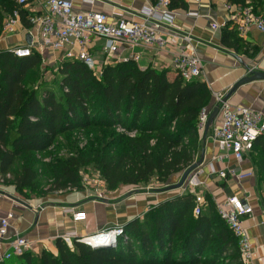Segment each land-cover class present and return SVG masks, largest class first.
I'll list each match as a JSON object with an SVG mask.
<instances>
[{
    "label": "trees",
    "instance_id": "1",
    "mask_svg": "<svg viewBox=\"0 0 264 264\" xmlns=\"http://www.w3.org/2000/svg\"><path fill=\"white\" fill-rule=\"evenodd\" d=\"M248 1L264 5V0ZM176 7L187 6L184 0H171L169 8ZM14 10L30 27L14 0H0V37L5 17ZM220 30L225 47L255 53L230 23ZM41 65L35 52L16 58L0 51L1 175L9 173L19 158L45 152L59 136L74 131L99 132L107 138L62 160L52 171L51 191L82 190L79 170L91 164L112 192L120 186H146L152 179L165 185L198 160L203 148L198 118L211 99L204 82L183 83L176 75L170 78L168 71L142 70L131 59L105 66L99 77L78 61H64L57 71V90H44L40 97L30 87L38 81ZM249 159L264 209V135L254 141ZM35 180L27 163L15 179L17 193L25 197ZM204 199L205 211L197 217L192 194L151 207L122 226L124 239L116 247L93 248L79 238L68 246L56 239V255L28 252L0 264H241L238 240L217 215L211 197L206 194Z\"/></svg>",
    "mask_w": 264,
    "mask_h": 264
},
{
    "label": "crops",
    "instance_id": "2",
    "mask_svg": "<svg viewBox=\"0 0 264 264\" xmlns=\"http://www.w3.org/2000/svg\"><path fill=\"white\" fill-rule=\"evenodd\" d=\"M46 0H28L23 11L31 13L39 12ZM76 12H93L107 15L108 21L123 19L129 22L140 23V13L149 8L153 0H71ZM186 9L176 7L174 24L182 32H187L192 37L190 48L203 63V76L200 81L204 82L211 92V99L206 110L209 112L216 107L214 93L221 94L232 107H244L260 113L264 118V78L253 80L252 73L264 75V33L254 29L250 30L242 41L247 43L252 50L244 54L242 49L225 47L220 41L221 30H213L212 24L222 26L226 20L224 5L227 0H184ZM28 29L23 22L17 26L16 33L0 39V51H6L14 44H26L29 36ZM171 38V37H169ZM240 38V37H239ZM105 40H99L90 47V51L96 59L102 60L101 47ZM185 44L178 42L175 46H168L159 50L156 45L148 48H136L134 53L140 56L137 63L142 70L151 68L157 71H168V76L173 78L175 74L170 69L174 54L179 48H185ZM130 50H120L121 61L129 59ZM61 53L45 54L43 64L47 66L59 65ZM59 59V60H58ZM112 65L115 63H111ZM246 79V80H245ZM245 80V81H243ZM237 85V86H236ZM236 86V87H234ZM220 114L217 113L212 121L207 136L200 134L202 138V151L204 154L202 167L204 174L200 179L205 187L201 190L203 197L208 194L213 203L223 200L226 196L235 195L239 198L248 196L247 201L253 207V214L244 219L243 226L246 230L251 247V264H264V209L256 194L255 177L237 184L234 180L221 181L208 176L209 164L218 169L237 166L238 169L252 170L255 167L249 159L240 165L231 158L225 162H213V157L218 154L217 146L210 139L212 128L219 123ZM197 160V161H198ZM180 175H175L169 180L174 184L180 180ZM2 186V187H1ZM125 194L119 191L109 192L105 189L104 198L94 199L87 197L84 190H69L67 192H54L42 200H24L14 186L0 184V217L12 213L8 238L0 242V253L9 249V244L15 234L36 243V253L41 250L49 251L56 255L55 241L65 237L70 238L68 246L72 245L74 238H82L104 232L116 227H122L127 222L141 218L151 207L171 199L179 194L178 190L137 192L128 189ZM264 196V193H263ZM72 210V211H71ZM86 213L84 222H74L73 212Z\"/></svg>",
    "mask_w": 264,
    "mask_h": 264
},
{
    "label": "built area",
    "instance_id": "3",
    "mask_svg": "<svg viewBox=\"0 0 264 264\" xmlns=\"http://www.w3.org/2000/svg\"><path fill=\"white\" fill-rule=\"evenodd\" d=\"M14 1L22 10L28 3V0ZM83 1L90 2V0ZM170 1L153 0V4L149 8L141 11V22L134 23L123 19L110 22L107 15L103 13L76 12L71 0H46L39 12L33 11L24 14L25 21L30 25L28 29L30 44L17 43L6 51L11 52L16 58L30 57L35 52L41 57L42 63L45 54L61 53L62 56L60 60L58 59V64L64 61H78L96 77H99L105 66L120 61L119 53L123 48L130 50L129 59L138 63L140 56L134 53L136 48H148L156 45L159 50H162L182 42L186 47L179 48L174 54L170 69L183 83L200 81L203 76V63L190 48L193 41L191 35L182 32L174 24L175 14L169 8ZM224 7L226 20L222 26L212 24L213 30L221 29L227 22L234 27L240 38H244L252 29L264 33V5L257 7L246 0L240 4L226 2ZM21 17L19 10H14L5 17L0 39L16 33V28L21 23ZM99 40H105V45L100 50L102 60L96 59L90 51V47ZM213 97L218 107L220 120L210 132V139L218 148V154L212 160L221 163L231 157L236 165H240L250 154L256 138L264 135V118L260 113L251 109L230 106L219 93H214ZM211 111L208 112L204 109L200 112L197 128L201 135L205 133L206 122ZM203 174L204 167H198L187 177L179 190L181 195L192 194L195 196L194 217L199 216L206 205L201 193L205 187L204 182L200 179ZM208 176L221 181L231 179L241 185L253 179L254 172L252 170L242 171L237 166L218 170L210 163ZM98 179L100 178L83 177L81 186L87 197L94 199L105 197L103 196L105 192L99 186L104 183ZM247 199L248 196L242 199L231 195L214 203L217 215L238 240L241 264H251L252 262L251 247L243 226L244 219L253 214V207ZM12 217V213L0 217V242L8 238ZM72 218L76 223L84 222L86 213L73 212ZM119 239H124L122 227L79 238L80 242L90 247L98 244L116 247ZM64 242L69 244L70 238L65 237ZM36 250V243L15 234L9 244V249L0 253V261L10 260L28 252L35 254Z\"/></svg>",
    "mask_w": 264,
    "mask_h": 264
},
{
    "label": "rangeland",
    "instance_id": "4",
    "mask_svg": "<svg viewBox=\"0 0 264 264\" xmlns=\"http://www.w3.org/2000/svg\"><path fill=\"white\" fill-rule=\"evenodd\" d=\"M60 65V64H59ZM59 65L55 66H47L42 63L39 69V79L35 84L31 85V89L38 90V96L41 97L44 90L47 89H54L57 90V83L59 80L58 75V67ZM118 132V131H117ZM107 138L103 133L99 132H82V131H74L72 133L64 134L59 136L51 148L46 150L45 152L35 153L32 154V157L23 156L19 158L15 164L12 166V169L6 175L0 174V184L6 186H14L15 179L19 176L21 169L27 163L30 164L33 171L36 173V180L33 184L32 188H28L24 191L25 197L23 196L24 200H42L45 199L48 195H54L55 191H51L52 189V176H53V169L58 166L62 160H69L70 158L76 157L80 152L87 149V147L92 144L97 145L102 140H106ZM99 171L94 168L93 164L87 165L85 167L80 168L79 176L81 179V183L83 181V177L89 176L91 178L99 177V181L101 180L104 184L100 185V188L107 189V185L101 179L99 175ZM181 178L182 173L179 174ZM179 182V180H178ZM177 183V182H176ZM174 183V184H176ZM173 185V184H171ZM169 183L162 185L152 179V181L144 186H136V187H129V186H120L117 190L122 194H125L128 189H135L137 192H147L150 188L152 191L164 190L168 186H171ZM2 187V186H1ZM180 190V189H179ZM178 190V191H179ZM69 190L63 191L68 193ZM113 191V192H115ZM125 192V193H124ZM178 195H181L180 193ZM104 196V195H103ZM102 196V197H103ZM258 197H260L257 194ZM104 198V197H103ZM205 200V199H204ZM206 206V205H205ZM203 211H205V207Z\"/></svg>",
    "mask_w": 264,
    "mask_h": 264
},
{
    "label": "water",
    "instance_id": "5",
    "mask_svg": "<svg viewBox=\"0 0 264 264\" xmlns=\"http://www.w3.org/2000/svg\"><path fill=\"white\" fill-rule=\"evenodd\" d=\"M30 41H31L30 36H28L26 44H30ZM252 74H253V76H252V78H250V79H252V81H253V80L263 79V78H264V75L261 74V73H252ZM245 80H246V79H245ZM245 80H243V81H245ZM236 86H237V85H236ZM236 86H234V87H236ZM217 113H218V107L216 106V107L210 112V114H209V116H208V119H207V122H206V126H205V133L208 131V129H209V127H210L212 121L214 120L215 116L217 115ZM203 158H204V154L202 153L201 156H200V159H199L198 161H196L194 164H192L190 167H188V168L182 173L179 182H177L176 184H173V185H171V186H168V187L166 188V190H167V191H172V190H179V189H181V187H182L183 184L185 183L187 177H188L193 171H195L198 167H200V166L202 165V163H203ZM99 246H100V244L94 246L93 248H97V247H99Z\"/></svg>",
    "mask_w": 264,
    "mask_h": 264
}]
</instances>
